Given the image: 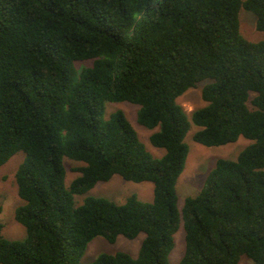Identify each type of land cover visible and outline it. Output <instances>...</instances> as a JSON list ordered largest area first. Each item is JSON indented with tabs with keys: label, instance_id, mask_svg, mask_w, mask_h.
<instances>
[{
	"label": "trees",
	"instance_id": "16d2710c",
	"mask_svg": "<svg viewBox=\"0 0 264 264\" xmlns=\"http://www.w3.org/2000/svg\"><path fill=\"white\" fill-rule=\"evenodd\" d=\"M241 9L262 39L240 33ZM203 80L205 104L188 115L177 97ZM107 101L137 104V122L157 128L149 141L164 154L146 149L122 110L104 118ZM191 123L205 146L251 142L218 158L179 210ZM18 151L14 217L26 235L7 239L0 222V264H171L180 216L177 264H238L242 255L264 264V0H0V166ZM63 157L80 162L68 186ZM114 174L152 182V201L75 204ZM140 232L136 257L81 261L95 236Z\"/></svg>",
	"mask_w": 264,
	"mask_h": 264
},
{
	"label": "rangeland",
	"instance_id": "374dc122",
	"mask_svg": "<svg viewBox=\"0 0 264 264\" xmlns=\"http://www.w3.org/2000/svg\"><path fill=\"white\" fill-rule=\"evenodd\" d=\"M239 30L240 33L252 40L257 41L263 38V32L255 28V16L252 12L241 9L239 11ZM89 61L76 62L78 67L88 65ZM208 80L199 81L196 86L186 89L177 97L188 115L196 108L203 106L205 102L200 95V88ZM139 106L129 101H107L105 102L104 118L116 111L122 110L134 129L139 139L144 143L146 149L154 156L161 157L164 149L152 145L149 141V135L156 130L149 129L137 122V111ZM199 127L191 123L187 131L184 141L188 145V153L185 160L183 171L176 181L177 207L181 210L183 200L186 196L196 195L208 172L215 166L218 158L234 159L241 149L251 142L250 139L239 136L234 142L205 146L193 139L194 132ZM24 152L18 151L14 153L4 164L0 166V222L2 224L1 235L7 239H23L26 235L24 226L19 223L15 217V209L23 203V200L17 193L15 183V172L24 159ZM63 163L66 170L65 185L74 179L78 172L73 168L80 164L73 159L63 157ZM135 194L136 197L145 202L153 199V183L150 181L134 182L122 178L118 174H114L107 181H98L93 188L83 194L74 196L75 204L82 203L86 196L103 197L115 203H122L127 196ZM145 234L140 232L132 239L118 235L114 242H109L102 236H95L86 246L81 257L82 262H90L94 260L100 253H115L123 251L136 257L140 244ZM185 249V230L183 227L182 217L177 231L174 233V246L169 253L168 259L171 264H177L181 259ZM238 264H253L252 260L245 255L240 257Z\"/></svg>",
	"mask_w": 264,
	"mask_h": 264
}]
</instances>
